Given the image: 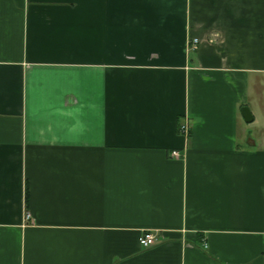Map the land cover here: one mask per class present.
<instances>
[{
    "label": "crops",
    "instance_id": "crops-1",
    "mask_svg": "<svg viewBox=\"0 0 264 264\" xmlns=\"http://www.w3.org/2000/svg\"><path fill=\"white\" fill-rule=\"evenodd\" d=\"M0 264H264V0H0Z\"/></svg>",
    "mask_w": 264,
    "mask_h": 264
},
{
    "label": "built area",
    "instance_id": "built-area-1",
    "mask_svg": "<svg viewBox=\"0 0 264 264\" xmlns=\"http://www.w3.org/2000/svg\"><path fill=\"white\" fill-rule=\"evenodd\" d=\"M197 43H198V40L194 38L192 40L191 45L195 46L197 45ZM179 131L183 134H187L189 132L188 125L186 123H182L181 125H179ZM173 155L176 157L179 156L177 152H174ZM157 242H158L157 236L151 231L143 232V234L139 238V245L144 249L155 245Z\"/></svg>",
    "mask_w": 264,
    "mask_h": 264
},
{
    "label": "water",
    "instance_id": "water-1",
    "mask_svg": "<svg viewBox=\"0 0 264 264\" xmlns=\"http://www.w3.org/2000/svg\"><path fill=\"white\" fill-rule=\"evenodd\" d=\"M241 115L244 118L245 122H251L252 121V116H251L247 107H243L241 109Z\"/></svg>",
    "mask_w": 264,
    "mask_h": 264
}]
</instances>
